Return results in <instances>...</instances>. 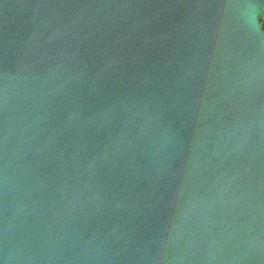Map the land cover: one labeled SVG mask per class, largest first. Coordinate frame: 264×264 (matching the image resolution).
Here are the masks:
<instances>
[{"label":"water","instance_id":"obj_1","mask_svg":"<svg viewBox=\"0 0 264 264\" xmlns=\"http://www.w3.org/2000/svg\"><path fill=\"white\" fill-rule=\"evenodd\" d=\"M0 264H264V0H0Z\"/></svg>","mask_w":264,"mask_h":264}]
</instances>
